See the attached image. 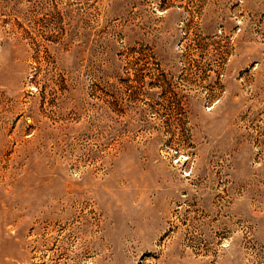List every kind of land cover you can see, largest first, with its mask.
<instances>
[{
  "label": "rangeland",
  "instance_id": "374dc122",
  "mask_svg": "<svg viewBox=\"0 0 264 264\" xmlns=\"http://www.w3.org/2000/svg\"><path fill=\"white\" fill-rule=\"evenodd\" d=\"M0 264H264V0H0Z\"/></svg>",
  "mask_w": 264,
  "mask_h": 264
}]
</instances>
